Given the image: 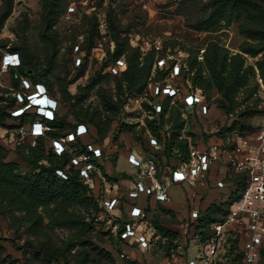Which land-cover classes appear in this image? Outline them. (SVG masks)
<instances>
[{
    "label": "trees",
    "instance_id": "obj_1",
    "mask_svg": "<svg viewBox=\"0 0 264 264\" xmlns=\"http://www.w3.org/2000/svg\"><path fill=\"white\" fill-rule=\"evenodd\" d=\"M39 2L41 4L39 41L42 47L38 50L32 49L25 37L22 42L10 45L11 49L9 50L19 53L21 65L11 67L6 73H1L3 52H0V73L7 75L9 81L8 85L1 84L6 88H10L12 96L9 100L7 95L0 93V121L4 122L7 119L13 121L14 125L10 130L16 131L19 125L32 123L38 118L33 108L25 111L19 117L12 115V111L19 106L14 93L21 90L22 78H27L33 84L41 83L45 85L48 93L58 101L59 106L55 113V119L48 122L52 127L51 131L47 132L45 136L38 137L34 146L31 145L30 139H23V141L29 143L27 144L32 152V156L26 159L32 171L22 173L19 163L8 159L9 148L5 145V139L0 137V214L7 218L12 229L15 221L19 224L25 223L28 225V231L39 239L37 241V251L43 254L47 264H116L115 258L117 255L113 251L94 243L88 232L104 225L96 218L104 210L102 200L106 195L104 193L106 183L131 180L132 176L126 172L117 175L107 173L105 163L111 160L110 157L114 153H107L108 150L105 144L94 139L90 126L85 122L89 120L93 122L97 133L102 136L106 135L109 123L104 127L101 116L93 115L89 118V112L86 110L85 113L77 115L79 122L72 123L68 120L71 109L69 106L68 113L64 115L61 113L63 102L67 103L71 99H77V101L86 99V95L81 99L77 95H72L68 91L65 79H58L59 81L56 83L51 82L49 79V76L58 67L56 62L60 52V33L57 25L67 12L69 0H39ZM183 3L196 9V13L186 19V25L193 30L212 32L222 26L237 24L239 34L244 37L238 51H232L217 39H209L202 51L203 59L199 61V52L191 51L185 58L187 67L183 69L181 76L171 78V66L154 70V65L158 58L166 57L169 53L178 54V51L169 49L166 53H160V51L152 49L144 54L140 47L132 46L129 41L132 24L128 28H124L118 21L115 10L110 9L106 19L107 35L108 43L114 42V49L111 50L109 47L106 49L110 55L108 64L119 57H125L127 66L120 75H114L107 71L108 64H105L96 71L95 79L89 85V89L94 88L102 82L106 75L117 77L119 95H140L146 91L148 96L145 104L146 109L152 115L159 116L161 125L165 124L164 118L170 113L169 121L172 123V134L167 136L163 142L159 134L160 124H157V119L150 121L153 133L149 134L157 138L161 145L160 150H156L150 145V135H148L145 144L140 136L136 137V140L141 143L140 153L138 154L143 159L154 157L159 168V175L169 172L170 167L174 168L180 161L187 159L190 149L206 142L212 134L205 133V138L198 144L189 139L190 137H182L181 130L186 119L181 115L189 109L193 112L189 113V118L193 116L197 120V117H203V115L200 114L198 107L188 108L180 100L172 99L168 95L162 93L153 95L149 88L151 83L174 82L183 90H187L190 82L193 87L203 91L211 111L214 108L230 118L233 115L242 117L247 114L238 111L241 106L239 94L244 92L242 90L251 86L257 70L264 81V0H183ZM13 7L14 0H2L0 5V31L6 20L11 16ZM29 25L30 20L27 17L22 25L19 21L17 25L19 33L25 35ZM83 27H85V32L88 33L87 42L89 47H86L84 41L76 42L72 47L74 50L75 46L79 44L80 51L84 53L83 62L78 66L75 64L76 68L82 69V71L93 51V45H98L102 38L100 22L98 23L96 18L88 19L85 17ZM4 44L1 43L0 45L4 46ZM249 57H259V59L253 64L249 62ZM59 67L63 69L62 66ZM55 86L59 87L63 102L52 92ZM212 92H216L219 98L211 101ZM99 96L103 99L104 106L108 111L118 113L124 106V102H118L112 94L108 97H104L102 94H99ZM4 102L7 104L4 105ZM156 102H159L162 106L160 113H157L154 108ZM170 103L173 105L170 106ZM248 114L250 116L255 115L254 112ZM79 124L87 126L88 134L82 136L76 142L68 143L65 152L62 154L55 153L52 140L70 131H75ZM258 129L261 128L247 129L243 123L238 125V119H235L231 123H222L216 134L221 136L232 133L246 134ZM164 133L167 134V132ZM17 134L21 138L20 134ZM190 136H194V134L190 132ZM91 142L103 147V156L96 161L97 170L92 173V181H88L80 175L79 169L72 164L71 158L74 154L87 151V144ZM132 152L129 151L128 156ZM172 156H177L175 163H169ZM137 168L142 171L139 167ZM57 170L64 171L67 177L59 175ZM121 186L124 193L117 195V197L120 198L119 206L123 215H125V204L129 203L126 196L130 186L124 184H121ZM140 202L145 207L148 216L147 222L151 228L154 224L164 237L179 236L178 231L161 226L158 219H155L163 211L174 213L171 207L165 203L154 202L149 197H142ZM230 203L231 200L226 203L215 200V202L205 206L203 196L202 201L199 203L201 215L191 225L192 234L197 237L201 244L211 236V224L224 219ZM83 208L88 211L87 216L81 213ZM59 228L72 229L87 237L89 240L87 242L90 243L85 242V246H88V249L73 252L75 246L73 242L57 246V243H53L51 239L43 237L44 232H48L49 229ZM108 231L116 237V242L119 243L120 247L125 246L140 251L147 250L140 249L137 241L131 243V241L122 239L119 234L112 233L110 228ZM119 246H117L116 252L123 260L126 259L125 264H142L126 256ZM260 251L261 259L257 264H264V243L261 245ZM229 253L232 254L234 264H243L242 255L238 251L237 240L232 243ZM122 254H124V257L121 256ZM5 263L15 264L4 260L0 262V264Z\"/></svg>",
    "mask_w": 264,
    "mask_h": 264
},
{
    "label": "rangeland",
    "instance_id": "obj_2",
    "mask_svg": "<svg viewBox=\"0 0 264 264\" xmlns=\"http://www.w3.org/2000/svg\"><path fill=\"white\" fill-rule=\"evenodd\" d=\"M1 4L2 0H0ZM70 6H74L75 11L69 12ZM110 9L115 10L118 21L124 28H128L132 24L129 41L132 46L140 47L144 54L152 49L158 50L160 53H166L169 49H176L179 55L184 54L187 57L191 51H198V59L201 61L203 59L202 51L209 39H217L227 48L237 52L244 37L239 34L237 24L222 26L212 32H200L189 28L186 25V19L196 13V9L184 5L183 0H69L67 12L57 25L60 33V52L56 62L58 67L49 76V79L53 83L59 81L58 79H65L68 91L72 95H77L80 99L86 95V99H81L80 101L71 99L66 103L63 102V96L58 86H55L52 92L63 102L61 107L63 115L68 113V106L71 108L68 120L72 123L79 122L77 115L85 113V110L89 112V118L93 117V115L101 116L104 127L109 123L106 135L102 136L97 133L93 122L90 120L85 122L90 126L94 139L102 141L109 153H114L110 157L112 161L105 163V170L110 175H117L121 173L120 171L130 172L133 173L136 179H139L142 171L128 164L123 152L131 150L140 153L141 143L136 140V137L140 136L145 144L148 135L152 132L150 121L157 119V124H160L159 116L152 115L146 109V98H148L146 91L140 95H119L117 77L110 75L104 76L101 83L89 89V85L95 79L96 71L110 61V55L106 49L108 47L112 49L114 42L110 44L108 43L109 41L101 38L98 45H93V51L88 57L83 71L82 69H77L74 63L75 58L82 55L75 53L72 48L73 45L76 42L84 41L86 47H89L87 42L88 33L85 32V27H83V19L85 17L88 19L96 18L98 23L105 22L107 25L106 19ZM40 13L41 4L39 0H14L13 12L0 31V44L9 43L14 45L22 42L25 37L32 49H40L42 47L39 41ZM26 17L30 20V25L24 35L19 33L17 25L19 21L22 25ZM81 37L83 40H81ZM85 51L87 50L85 49ZM258 59L259 57H249V62L255 64ZM59 66H62L63 69ZM1 83L8 85L9 81L7 75L0 73V93L7 95L10 100L12 97L10 88H6ZM242 91L244 92L239 94L241 106L238 111L247 113L246 115L242 117L233 115L229 118L213 108L209 116L197 117L196 120L193 116L188 117L189 113H193L189 109L181 115L186 119L185 125L181 130V136L190 137L189 139L198 144L205 138V133L208 135L213 134L222 126V123H231L235 119H238V125L243 123L247 129L264 128V81L258 70L251 86ZM99 94L104 97L112 94L115 100L124 102V106L118 113L108 111ZM217 98L219 96L216 92H212L211 101ZM3 104L7 103L4 102ZM172 105L170 103V106ZM213 106L215 105L213 104ZM249 112H254L255 115L250 116ZM170 116V113L167 114L164 118L165 124H160L159 134L162 142L167 136L172 134ZM13 123V121L8 119L4 122L0 121V137L5 139V145L9 148L8 159L18 162L22 173H28L32 169L27 164L26 159L32 156V152L28 147L29 143L23 141L15 130H10L13 128ZM164 132H167V134ZM190 132L194 136H190ZM119 155L117 170L114 162L116 156ZM176 157L172 156L169 163H175ZM170 194L173 205L177 206V208H174L176 210L173 209L174 213L163 211L155 219H158L161 226L178 231L180 233L179 236L164 237L162 232L152 224L151 234L154 235L151 245L146 251L125 246L120 247L119 243L116 242V237L108 231L109 227L105 224L88 232L89 236L94 243L105 247L109 251H113L117 255L115 258L116 264H125L126 262V259L123 260L119 253L116 252L117 246L130 259L137 260L142 264H180L181 258H198L202 244L192 234L193 229L191 226L187 227L185 225V217L191 209L189 206L188 209L186 208L187 210L179 208L184 200L180 187H171ZM81 213L85 216L88 215V211L85 208L81 209ZM43 237L51 239L53 243H57V246L73 242L75 244L73 252L88 249V246H85V242L90 243L87 242L89 241L87 237L72 229H49L48 232H44ZM38 240L37 237L28 231V225L25 223L19 224L15 221L12 229L7 218L0 214V262L4 260L15 264H47L43 254L37 251Z\"/></svg>",
    "mask_w": 264,
    "mask_h": 264
},
{
    "label": "built area",
    "instance_id": "obj_3",
    "mask_svg": "<svg viewBox=\"0 0 264 264\" xmlns=\"http://www.w3.org/2000/svg\"><path fill=\"white\" fill-rule=\"evenodd\" d=\"M68 10L75 11V7L70 6ZM100 29L103 40L108 41L105 22L100 23ZM9 49V43L0 45V52H3L1 73L21 65L19 53ZM113 49L114 47L111 50ZM74 51L82 55L75 58V64L78 66L83 62L84 53L80 51L79 44L75 46ZM185 58L184 54L169 53L166 57L157 59L154 70L171 66L170 77H179L187 67ZM126 66L125 57H119L111 61L106 69L114 75H120ZM20 87L21 90L14 93L19 106L12 111V115L19 117L32 108L36 111L38 118L35 121L19 125L16 130L21 139H30L34 146L38 137L51 131L52 127L48 122L55 119L59 105L41 83L33 84L27 78H22ZM149 88L153 95L162 93L180 100L188 108L198 107L203 116H208L211 112L203 91L193 87L190 82L187 90H183L174 82L151 83ZM154 108L157 113L162 111L159 102L154 103ZM217 131L218 129L206 142L192 147L187 159L180 161L174 168L170 167L169 177L159 175L154 157L143 159L136 153H130L128 161L142 169V173L126 196L129 200V203H124L126 216L119 206V197L105 196L102 200L104 210L96 220L104 223L112 233L119 234L122 239L131 243L137 241L139 248L146 250L151 245L153 235L147 222L145 207L140 202L142 197H149L154 202L170 203V184L189 188L188 205H191V210L185 217V225L189 227L201 215L200 190L217 191L218 202L226 203L231 200L226 216L223 220L211 224L212 234L202 243L199 257L183 258L180 264H234L229 251L235 240L242 255V263L257 264L261 259L260 248L264 243V128L227 136L217 135ZM87 134V126L79 124L75 131L52 140L53 151L60 155L65 152L68 143L76 142ZM149 141L154 149H161L157 138L150 135ZM102 156L103 147L91 142L87 144V151L74 154L71 162L79 169L82 177L92 181V173L97 170L96 161ZM57 173L67 177L62 170H57ZM121 256L124 257V254Z\"/></svg>",
    "mask_w": 264,
    "mask_h": 264
},
{
    "label": "crops",
    "instance_id": "obj_4",
    "mask_svg": "<svg viewBox=\"0 0 264 264\" xmlns=\"http://www.w3.org/2000/svg\"><path fill=\"white\" fill-rule=\"evenodd\" d=\"M131 151V150H128L126 152H123L126 156V159L128 161V152ZM107 153H109V151H107ZM122 153V152H121ZM120 153V155H121ZM133 153H136L137 155L138 152L134 151ZM120 155L117 156L116 158V169H117V165H118V161H119V158H120ZM128 164H130L131 166H133L135 169H138L137 167H135L134 165H132L131 163H129L128 161ZM118 170V169H117ZM120 172H123V171H120ZM128 174H130L132 176V179L131 180H125V181H118L116 183H106V186H105V189H104V193L106 194L105 196L109 197V196H117V195H121L122 193H124V190L121 186V184L123 185H128V186H132L133 183L138 180L136 179L134 176H133V173H130V172H127ZM169 172H166L164 174L165 177H169ZM174 186H178L180 187V189L182 190L183 192V204L181 206H179V208H181L182 210L184 209H188V201H189V192H190V189L189 188H185L184 186L182 185H178V184H170L169 185V191H170V188L171 187H174ZM201 192V195H202V198L204 196V205L205 206H208L210 205L212 202H215V200L218 198V193L217 191H205V190H200ZM166 205H168L169 207H171L172 209L174 208H177V206L175 207V205H173L172 201L170 203H165ZM186 209V210H187ZM176 210V209H174ZM199 242V241H198ZM200 243V242H199Z\"/></svg>",
    "mask_w": 264,
    "mask_h": 264
},
{
    "label": "water",
    "instance_id": "obj_5",
    "mask_svg": "<svg viewBox=\"0 0 264 264\" xmlns=\"http://www.w3.org/2000/svg\"><path fill=\"white\" fill-rule=\"evenodd\" d=\"M14 49H16V47H14Z\"/></svg>",
    "mask_w": 264,
    "mask_h": 264
}]
</instances>
